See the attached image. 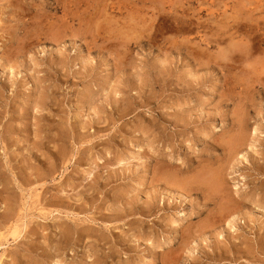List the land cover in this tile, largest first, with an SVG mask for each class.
I'll return each mask as SVG.
<instances>
[{
    "label": "rangeland",
    "instance_id": "374dc122",
    "mask_svg": "<svg viewBox=\"0 0 264 264\" xmlns=\"http://www.w3.org/2000/svg\"><path fill=\"white\" fill-rule=\"evenodd\" d=\"M0 264H264V0H0Z\"/></svg>",
    "mask_w": 264,
    "mask_h": 264
},
{
    "label": "bare ground",
    "instance_id": "6f19581e",
    "mask_svg": "<svg viewBox=\"0 0 264 264\" xmlns=\"http://www.w3.org/2000/svg\"><path fill=\"white\" fill-rule=\"evenodd\" d=\"M114 19V18H113ZM185 19V18H184ZM234 19V18H233ZM150 21V20H149ZM248 22V21H247ZM238 25V24H237ZM262 26V25H261ZM132 27V26H131ZM239 56V55H238ZM17 232V231H16Z\"/></svg>",
    "mask_w": 264,
    "mask_h": 264
}]
</instances>
